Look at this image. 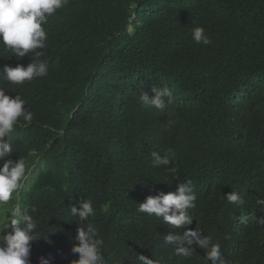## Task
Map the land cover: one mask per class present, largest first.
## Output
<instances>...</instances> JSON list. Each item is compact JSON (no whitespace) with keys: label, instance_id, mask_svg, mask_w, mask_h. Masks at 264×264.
<instances>
[{"label":"trees","instance_id":"obj_1","mask_svg":"<svg viewBox=\"0 0 264 264\" xmlns=\"http://www.w3.org/2000/svg\"><path fill=\"white\" fill-rule=\"evenodd\" d=\"M42 27L47 76L0 81L34 114L9 140L12 159L26 163L15 202L37 223V263L68 264L78 243L70 207L86 198L95 214L85 224L131 254L107 263L136 264L142 254L198 264L165 243L183 228L137 211L153 192L191 181V228L227 243L237 237L236 263L264 264V0H68ZM195 27L210 45L192 40ZM13 55L0 44V66L30 62ZM153 87L172 91L162 110L140 100ZM153 152L172 160L175 176L153 166ZM232 191L242 205L227 202Z\"/></svg>","mask_w":264,"mask_h":264},{"label":"clouds","instance_id":"obj_2","mask_svg":"<svg viewBox=\"0 0 264 264\" xmlns=\"http://www.w3.org/2000/svg\"><path fill=\"white\" fill-rule=\"evenodd\" d=\"M67 2L68 0H0V44L6 51H11L16 59H30L26 67L21 63H17L15 67L7 64L0 66V81L23 85L26 81L47 76L49 64L47 60L41 59L45 53L39 51L46 48L48 39L42 25H47L49 17ZM191 36L196 44L207 46L212 43L202 27L193 28ZM8 92L10 91L0 86V264H38L32 253L33 243L40 239L36 231L37 223L27 208L22 209L15 202L19 199V193L24 188L23 181L27 178L26 163L21 158L12 159L13 146L9 140L21 118L30 124L34 114L25 107L26 100L20 95H8ZM152 92V97L143 90L140 92V100L145 105L162 110L173 100L172 91L168 87H153ZM152 155L153 166H165L170 174L176 175L178 169L175 166L168 167L172 164L169 157L161 158L158 152H153ZM158 192L160 193L157 194ZM224 197L229 204L244 203L239 193L233 191L224 194ZM196 200L197 195L191 181H187L178 184L175 192H153V195L139 203L137 211L147 216L154 215L174 229H184L182 234L169 232L165 235V243L174 245L175 254L185 257L186 261L198 259V264H237L233 258L234 241L237 237L227 243L224 239L214 238L212 235L207 237L199 229L191 228L193 216L190 210L196 207ZM257 202L264 205V200ZM70 208L71 215L78 220L74 238L78 243H74L65 256L68 264H109L105 257L127 261L126 256L131 254L126 247L117 242L106 246L98 230L91 224H85L95 214L91 199H82L78 207ZM31 211L36 210L33 208ZM242 222L247 223V220L242 218ZM258 223L264 225V217L258 218ZM38 231L42 233V228L39 227ZM42 252L43 250L40 251L41 254ZM137 258L136 264H155L147 255L141 254ZM40 264H50V260L42 257Z\"/></svg>","mask_w":264,"mask_h":264}]
</instances>
